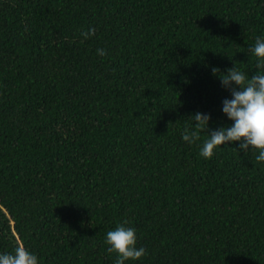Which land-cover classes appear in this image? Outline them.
<instances>
[{
    "label": "trees",
    "instance_id": "16d2710c",
    "mask_svg": "<svg viewBox=\"0 0 264 264\" xmlns=\"http://www.w3.org/2000/svg\"><path fill=\"white\" fill-rule=\"evenodd\" d=\"M257 35L264 0H0V251L113 264L124 223L145 249L124 264H264V162L198 152L229 123L210 68L254 71Z\"/></svg>",
    "mask_w": 264,
    "mask_h": 264
},
{
    "label": "clouds",
    "instance_id": "9594fccd",
    "mask_svg": "<svg viewBox=\"0 0 264 264\" xmlns=\"http://www.w3.org/2000/svg\"><path fill=\"white\" fill-rule=\"evenodd\" d=\"M89 27L80 35L87 38L94 32ZM103 48H97L99 55L104 54ZM254 61V71L246 72L232 66L221 72L216 66L210 68L211 74L218 79L222 88L229 95L221 100L220 111L229 121L225 125L207 132L206 138L200 142L198 152L208 157L217 146L236 142V151H255V160L264 162V35H257L249 46ZM180 132V138L192 144L199 139V133L208 126L211 118L209 112L196 110L188 115ZM136 230L130 225L117 223L104 233L105 251L115 253L113 264H124L125 260H137L145 253L144 247L136 246ZM0 264H40L35 252L23 245H17L10 251H0Z\"/></svg>",
    "mask_w": 264,
    "mask_h": 264
}]
</instances>
